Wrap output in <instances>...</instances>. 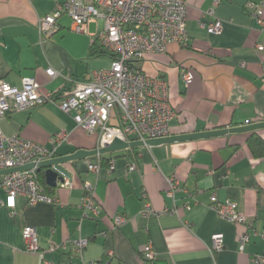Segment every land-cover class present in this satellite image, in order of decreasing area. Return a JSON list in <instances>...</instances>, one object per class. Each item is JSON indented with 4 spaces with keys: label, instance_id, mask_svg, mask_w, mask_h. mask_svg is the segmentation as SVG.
Listing matches in <instances>:
<instances>
[{
    "label": "crops",
    "instance_id": "0c3cea01",
    "mask_svg": "<svg viewBox=\"0 0 264 264\" xmlns=\"http://www.w3.org/2000/svg\"><path fill=\"white\" fill-rule=\"evenodd\" d=\"M59 1L0 0L1 79L22 87V78L32 77L44 92L59 94L88 73L110 67V56L90 55L103 21L79 33L63 16L57 31L41 35V19ZM186 1L189 44L171 43L166 52L147 54L137 63L148 75L168 81L177 111L171 135L264 121V50L257 49L264 46V29L246 9L248 1L264 0ZM213 22L220 23L218 33L208 29ZM49 67L61 76L51 79ZM185 70L194 74L189 85L182 76ZM0 127L7 136L47 146L52 137L66 134L56 156L99 147L98 133H88L52 103L10 112L0 118ZM252 132L106 153L111 161L98 174L89 167L102 155L66 163L72 179L51 191L56 202L30 205L18 196L15 208L0 207V264H152L143 258L148 244L155 251L154 264H254L253 257L264 253L259 235L264 232V157L256 158L248 147ZM255 132L264 138V128ZM87 181L95 186L101 205L98 216H83ZM171 181L177 183L172 194ZM213 199L235 202L257 231L244 251L239 235L246 225L220 217ZM147 202L152 212L144 214ZM174 209L176 213H164ZM117 213L127 217L120 226L114 223ZM27 225L36 228L41 248L63 243L66 248L27 251ZM217 233L223 235L224 247L212 252ZM80 239L88 240L82 253L75 245Z\"/></svg>",
    "mask_w": 264,
    "mask_h": 264
},
{
    "label": "built area",
    "instance_id": "2783aa9c",
    "mask_svg": "<svg viewBox=\"0 0 264 264\" xmlns=\"http://www.w3.org/2000/svg\"><path fill=\"white\" fill-rule=\"evenodd\" d=\"M220 1L216 0L215 3L219 4ZM246 9L264 29V2L248 1ZM212 13H215L214 9ZM63 16L72 20V30L79 33L88 32L92 22H104L96 39L111 54L110 67L88 73L83 80L73 81L71 87L59 94L44 92L41 84L32 77H23L22 87L13 86L0 78V118L13 111L52 103L70 115L88 133H98L99 147L111 144L115 138L134 141L171 135V121L176 117L177 111L169 99L168 81L148 75L137 63L147 54L166 52L171 43L189 44L187 1L62 0L57 3L52 14L41 19V35L51 36L57 31L58 20ZM208 29L218 33L220 23H210ZM257 49L263 51L264 46L259 44ZM46 72L51 79L61 76V72L53 67L47 68ZM182 76L187 85L194 78L193 72L186 70L182 72ZM250 123L252 122L247 121L245 124ZM66 139V134H58L51 138V144L47 146L24 139L20 135L7 136L0 127V170L55 157L58 147ZM131 169H135V166ZM89 170L98 174L101 170L100 162L91 164ZM66 185L72 183L67 181ZM176 186L177 183L171 181L170 194ZM84 189L86 194L81 205L83 216H98L101 205L95 196V186L87 181ZM2 192L6 197H0V207L12 209L16 207L18 196L26 197L30 205L57 201L44 191L36 168L3 175L0 194ZM213 200L212 207L220 217L234 224L246 225V229L239 235L240 250L244 251L257 231L238 210L235 202ZM176 211L177 209L165 210L164 213ZM150 212L152 207L147 202L144 214ZM126 220L123 213L114 216L116 226L122 225ZM259 235L264 239V232ZM23 237L26 250L30 252L46 253L66 248L65 243L41 248L37 230L30 225L23 229ZM87 244V239L75 241L80 253ZM223 247V235H213L211 251H221ZM110 254L113 255V252ZM143 258L148 263L155 261V251L151 244L143 251ZM253 263L264 264V253L255 255ZM44 264L55 263L45 260ZM89 264L98 263L92 261Z\"/></svg>",
    "mask_w": 264,
    "mask_h": 264
},
{
    "label": "water",
    "instance_id": "95a60500",
    "mask_svg": "<svg viewBox=\"0 0 264 264\" xmlns=\"http://www.w3.org/2000/svg\"><path fill=\"white\" fill-rule=\"evenodd\" d=\"M262 128H264V121L252 122L250 124H243L233 127H224V128L210 129L205 131H194V132H188L182 134H173L166 137L152 138L146 140L124 141L119 138H115L111 144L106 145L105 147H98L96 149H91V150L78 149L77 151L69 155L55 156L49 159L42 160L38 163L31 162L23 166L0 170V176L9 173H14L17 171L30 170L33 168H36L37 171L45 169L46 183L50 187L55 188L57 187L60 181L64 183L66 179L69 180L72 179V172H70L65 167V164L68 162H75L78 160L85 159L89 156L103 155L106 153H111L118 150L128 149L137 146H143V145L154 146L163 143L211 138V137L224 136L234 133L252 132Z\"/></svg>",
    "mask_w": 264,
    "mask_h": 264
},
{
    "label": "trees",
    "instance_id": "16d2710c",
    "mask_svg": "<svg viewBox=\"0 0 264 264\" xmlns=\"http://www.w3.org/2000/svg\"><path fill=\"white\" fill-rule=\"evenodd\" d=\"M90 55L92 56H111V54L106 51L102 45L99 43L97 39L93 42V45L90 49ZM248 147L252 152L253 156L256 158H263L264 157V138L257 134L255 131L251 133L250 137L247 140ZM111 160L107 158L105 155H102L100 158V165L103 166L104 163H108ZM38 172V180L41 186L43 187L44 191L51 195V191H54L55 188L50 187L46 183V176H45V169H42ZM155 261L152 262L154 264Z\"/></svg>",
    "mask_w": 264,
    "mask_h": 264
}]
</instances>
